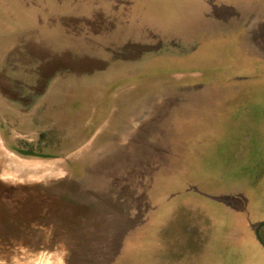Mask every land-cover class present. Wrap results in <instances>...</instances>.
<instances>
[{
	"label": "rangeland",
	"instance_id": "obj_1",
	"mask_svg": "<svg viewBox=\"0 0 264 264\" xmlns=\"http://www.w3.org/2000/svg\"><path fill=\"white\" fill-rule=\"evenodd\" d=\"M262 222L264 0H0V264H264Z\"/></svg>",
	"mask_w": 264,
	"mask_h": 264
},
{
	"label": "water",
	"instance_id": "obj_2",
	"mask_svg": "<svg viewBox=\"0 0 264 264\" xmlns=\"http://www.w3.org/2000/svg\"><path fill=\"white\" fill-rule=\"evenodd\" d=\"M263 228H264V222L257 225V227L255 228V234H256V238L259 241V243L264 247V238L262 237V234H261V231Z\"/></svg>",
	"mask_w": 264,
	"mask_h": 264
},
{
	"label": "trees",
	"instance_id": "obj_3",
	"mask_svg": "<svg viewBox=\"0 0 264 264\" xmlns=\"http://www.w3.org/2000/svg\"><path fill=\"white\" fill-rule=\"evenodd\" d=\"M16 152L22 156H34V157H39V158H50V157H52V156H48V155L35 154V153L30 152V151H22L20 149H16Z\"/></svg>",
	"mask_w": 264,
	"mask_h": 264
}]
</instances>
